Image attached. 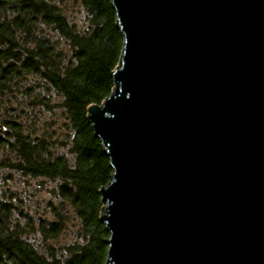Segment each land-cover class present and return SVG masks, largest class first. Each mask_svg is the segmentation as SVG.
Masks as SVG:
<instances>
[{
  "label": "water",
  "instance_id": "1",
  "mask_svg": "<svg viewBox=\"0 0 264 264\" xmlns=\"http://www.w3.org/2000/svg\"><path fill=\"white\" fill-rule=\"evenodd\" d=\"M105 264H264V0H111Z\"/></svg>",
  "mask_w": 264,
  "mask_h": 264
},
{
  "label": "trees",
  "instance_id": "2",
  "mask_svg": "<svg viewBox=\"0 0 264 264\" xmlns=\"http://www.w3.org/2000/svg\"><path fill=\"white\" fill-rule=\"evenodd\" d=\"M76 3L80 23L61 0H0V174L23 185L0 181V264L106 263L99 189L113 169L86 114L110 95L124 39L111 0Z\"/></svg>",
  "mask_w": 264,
  "mask_h": 264
},
{
  "label": "rangeland",
  "instance_id": "3",
  "mask_svg": "<svg viewBox=\"0 0 264 264\" xmlns=\"http://www.w3.org/2000/svg\"><path fill=\"white\" fill-rule=\"evenodd\" d=\"M55 1L57 2V0H55ZM61 1H64L65 7L68 9V11L70 13L73 12V14H74L73 18H75L76 21L78 23H80L82 21L83 10L80 6H77V4H78V3H76L77 0H61ZM8 97H10V96H8ZM12 104H15L14 100L12 101ZM7 106L8 105H6V107ZM13 175L15 176V173L10 172L9 170H5L4 173L0 174V181L2 182V185L4 183H7V181H11V184H8V185H10L11 189H14L16 187V184L18 185V182L16 181V184L12 183ZM31 184H33L32 181L29 182V185H31ZM28 191H30V194L34 197L31 199V201H32L31 205H33V209H36L37 212H42L43 216L51 217L52 215H50L48 213V211L45 210V207H44L45 201L47 199H49V197H50L48 194V191H46L44 189V187H43V190H40L36 186H30ZM24 211L28 212V214H30V215L33 214V212H30L27 208ZM17 214H18V212H14L12 215L17 216ZM71 238H72V233L70 231H64L61 234L60 238H57V240H55V241H51L50 244H52V245H55L56 243L62 244L63 242L69 241Z\"/></svg>",
  "mask_w": 264,
  "mask_h": 264
},
{
  "label": "bare ground",
  "instance_id": "4",
  "mask_svg": "<svg viewBox=\"0 0 264 264\" xmlns=\"http://www.w3.org/2000/svg\"><path fill=\"white\" fill-rule=\"evenodd\" d=\"M117 14V13H116ZM121 30V29H120ZM121 33H122V31H121ZM122 35H123V33H122ZM125 36L123 35V39H124V41H123V47H124V42H125V38H124ZM122 54H123V48H122ZM121 57H122V55H121ZM120 60H121V58H120ZM120 60H119V63H120ZM119 63L116 65V67H115V69L114 70H116L117 69V67L119 66ZM113 70V71H114ZM114 78V77H113ZM116 85H115V82H114V86H113V88H112V90H111V92H113L114 91V87H115ZM107 97H109V96H107ZM107 97H105L103 100H102V102L101 103H103V101L107 98ZM100 103V104H101ZM90 105H92V104H90ZM89 105V106H90ZM96 105H99V104H96ZM87 109H88V107H87ZM86 116H87V114H86ZM92 125V124H91ZM110 160V159H109ZM111 165V164H110ZM113 169V168H112ZM113 173H114V169H113ZM113 173H112V175H113ZM13 179H19V178H13ZM18 188L19 189H23V185H21L20 183L18 184ZM100 191V190H99ZM99 194H100V192H99ZM101 196V195H100ZM101 203H102V207H101V213H100V215H103V214H105L106 212L104 211L105 209V206H106V202H102L101 201ZM35 211L37 212V210L35 209ZM37 213H41L42 214V212H37ZM109 233V232H108ZM109 237H110V234H109ZM109 237L107 238V239H109ZM107 244V243H106ZM108 245V244H107ZM107 252H108V246H107ZM107 256H108V253H107ZM106 259H107V257H106Z\"/></svg>",
  "mask_w": 264,
  "mask_h": 264
}]
</instances>
